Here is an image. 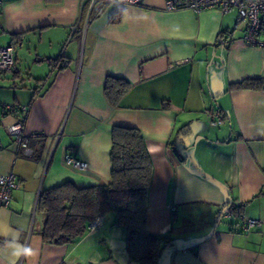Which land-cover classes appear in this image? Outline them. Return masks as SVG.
Returning a JSON list of instances; mask_svg holds the SVG:
<instances>
[{"label":"crops","instance_id":"0c3cea01","mask_svg":"<svg viewBox=\"0 0 264 264\" xmlns=\"http://www.w3.org/2000/svg\"><path fill=\"white\" fill-rule=\"evenodd\" d=\"M164 8V0L108 3L94 15L88 0H0V46L16 60L0 73V175L17 181L0 208V264H141L130 261L111 213L73 245L38 234L40 191L109 182L115 125L136 127L150 156L146 228L169 241L157 264H264V44L243 42L235 8ZM58 56L63 68L52 63ZM108 76L130 83L117 106L104 96ZM247 78L262 88H230ZM14 102H31L24 134L35 157L6 131L17 115L2 105ZM212 108L221 124L209 123ZM226 204L241 215L218 219ZM242 217L261 225L244 230ZM17 244L36 255L17 259Z\"/></svg>","mask_w":264,"mask_h":264},{"label":"trees","instance_id":"16d2710c","mask_svg":"<svg viewBox=\"0 0 264 264\" xmlns=\"http://www.w3.org/2000/svg\"><path fill=\"white\" fill-rule=\"evenodd\" d=\"M52 63L56 66L59 64L60 68L66 64L63 56L54 58ZM103 84L104 96L110 106H117L122 95L130 88L129 81L113 76L106 77ZM230 88L256 90L262 88V81L256 78H247L231 84ZM35 95L36 93L33 97ZM30 103L26 106L29 107ZM2 110L3 113H6L3 107ZM27 113L28 110L26 114L18 116L24 123ZM111 133L109 182L78 186L71 181H65L40 191L35 207V214L40 217L38 234L44 243L50 245H73L86 233L96 217L111 213L113 214L112 223L115 226L123 227L126 231L124 242L130 261L141 264H157L160 251L169 241L164 236L151 235L146 228L147 191L152 174L149 153L143 144L142 135L136 127L115 125ZM29 145H32L30 137ZM17 148L22 154V149L19 146ZM36 155L35 149L31 157ZM228 205L223 206L218 212V219L224 215L223 209ZM240 211L241 209L234 205L230 213L240 216L242 213Z\"/></svg>","mask_w":264,"mask_h":264},{"label":"built area","instance_id":"2783aa9c","mask_svg":"<svg viewBox=\"0 0 264 264\" xmlns=\"http://www.w3.org/2000/svg\"><path fill=\"white\" fill-rule=\"evenodd\" d=\"M90 9H94V15L102 9L105 4L116 3L119 5L139 4L142 0H88ZM165 8L168 11H176L179 9H190L194 12H201L207 9H218L222 13L233 8L237 10L238 20H245L246 25L243 34V42L251 45L264 44V26H262L261 17L264 15V0H164ZM89 19V18H88ZM262 34V37L260 36ZM16 61L12 48L10 46H0V73H11L14 71ZM2 107L6 113L17 115L14 121L5 126L6 131L13 137L17 146L22 149L25 157H31L34 150L29 145V137L24 134V122L22 116L26 114L28 106L17 103L4 104ZM209 123L211 125L221 124L223 117L216 109L208 111ZM35 136V134H34ZM65 161L68 165L76 170H84L87 168L85 162L65 155ZM16 176L13 173L0 175V208L5 207L10 199L12 191L16 188ZM234 205L231 204L223 209L222 213L230 215ZM259 220L242 217V225L244 230L257 228L261 224ZM95 224L92 222L89 228H93Z\"/></svg>","mask_w":264,"mask_h":264},{"label":"clouds","instance_id":"9594fccd","mask_svg":"<svg viewBox=\"0 0 264 264\" xmlns=\"http://www.w3.org/2000/svg\"><path fill=\"white\" fill-rule=\"evenodd\" d=\"M15 247H16V250L13 251L12 255L15 256L17 259H19L21 256L25 258H30L36 255V252L31 247L24 246V245H18V244ZM11 264H16V261L13 260Z\"/></svg>","mask_w":264,"mask_h":264},{"label":"water","instance_id":"95a60500","mask_svg":"<svg viewBox=\"0 0 264 264\" xmlns=\"http://www.w3.org/2000/svg\"><path fill=\"white\" fill-rule=\"evenodd\" d=\"M174 154H175L176 156L178 155L175 149H174Z\"/></svg>","mask_w":264,"mask_h":264}]
</instances>
